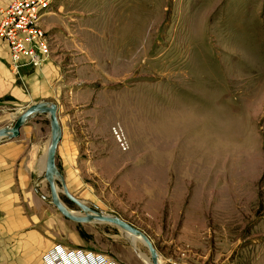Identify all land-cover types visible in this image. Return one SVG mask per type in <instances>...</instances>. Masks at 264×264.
Segmentation results:
<instances>
[{"label":"rangeland","instance_id":"1","mask_svg":"<svg viewBox=\"0 0 264 264\" xmlns=\"http://www.w3.org/2000/svg\"><path fill=\"white\" fill-rule=\"evenodd\" d=\"M47 11L49 55L68 64L53 99L68 190L143 231L161 264H264V0H53ZM65 35L73 47L57 45ZM36 120L28 200L16 204L44 250L147 264L143 242L67 219L41 197L45 180L34 190L50 130L46 114ZM6 228L0 215V249L17 251Z\"/></svg>","mask_w":264,"mask_h":264},{"label":"crops","instance_id":"2","mask_svg":"<svg viewBox=\"0 0 264 264\" xmlns=\"http://www.w3.org/2000/svg\"><path fill=\"white\" fill-rule=\"evenodd\" d=\"M5 2L6 0H0V6ZM66 36L68 37V35H65V40H58L57 45H61L62 42L73 47V39ZM62 61V54L58 53L57 48H53L48 58L37 67L26 64V58L21 57L19 60L21 66L16 72L12 69L9 46L5 40L0 38V123L2 122L0 127L9 124L14 114L32 102L41 99H55L57 101L55 96L60 93L62 82H64L63 70L65 69L62 67L67 68L68 65L66 62L62 64ZM39 117L40 115L33 117L20 128L19 138L0 142V215H2L3 223L7 227L8 238L18 237L14 239L15 248H18L17 251L16 249L10 251L8 247L4 250L0 249V264H38L49 241L44 234L35 228L28 227L31 224L30 219L20 214L23 207L16 204L19 194H24L27 189L29 174L33 166L30 161L28 162L25 152L28 150L36 151L35 144L25 140L34 137L32 135L38 129L36 119ZM48 140L49 135L46 142L41 146L42 153L38 162L44 161L43 156H45ZM62 142L63 132L58 146ZM68 144L65 140L66 149H69ZM37 164L39 166V163ZM25 200H28L26 193ZM19 229L24 232L22 235L16 236L15 231Z\"/></svg>","mask_w":264,"mask_h":264},{"label":"built area","instance_id":"3","mask_svg":"<svg viewBox=\"0 0 264 264\" xmlns=\"http://www.w3.org/2000/svg\"><path fill=\"white\" fill-rule=\"evenodd\" d=\"M53 0H6L0 6V38L10 49L12 69L18 72L19 60L37 67L48 58L50 50L40 20ZM38 264H118L102 252L84 247L55 243L48 247ZM176 264V263H175Z\"/></svg>","mask_w":264,"mask_h":264},{"label":"water","instance_id":"4","mask_svg":"<svg viewBox=\"0 0 264 264\" xmlns=\"http://www.w3.org/2000/svg\"><path fill=\"white\" fill-rule=\"evenodd\" d=\"M57 110L58 105L56 101L51 99H41L32 102L26 108L14 114L9 124L0 127V142L18 137L20 134V128L24 124L35 116L46 114L50 127L49 140L44 156V167L35 177L34 190L40 194L37 186L41 181L45 180L49 188V198L40 194L41 197L53 204L64 217L74 222L90 223L98 221L115 225L122 230L123 234L127 233L131 237H139L148 249L151 264H159L157 250L149 237L143 231L116 215L105 213L97 208H92L83 200L75 197L68 190L63 174L58 169L55 160L57 147L62 138V129L57 115ZM58 184H60L62 192L66 198L75 204L79 210H71L61 200L59 196L60 189Z\"/></svg>","mask_w":264,"mask_h":264},{"label":"bare ground","instance_id":"5","mask_svg":"<svg viewBox=\"0 0 264 264\" xmlns=\"http://www.w3.org/2000/svg\"><path fill=\"white\" fill-rule=\"evenodd\" d=\"M45 155V154H44ZM44 157V156H43ZM43 160H44V158H43ZM124 235L127 237V238H131L132 240H139V241H141L140 240V238L139 237H131L130 235H128L127 233H124ZM142 242V241H141ZM132 243V242H131ZM133 244V243H132ZM144 258V260L146 261V263L147 264H151V262H150V259L148 258V257H143ZM159 264H161V260H160V258H159Z\"/></svg>","mask_w":264,"mask_h":264}]
</instances>
